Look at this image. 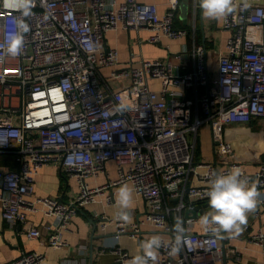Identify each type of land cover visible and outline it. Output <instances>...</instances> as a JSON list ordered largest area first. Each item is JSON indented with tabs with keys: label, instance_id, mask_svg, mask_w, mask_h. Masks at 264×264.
<instances>
[{
	"label": "built area",
	"instance_id": "built-area-1",
	"mask_svg": "<svg viewBox=\"0 0 264 264\" xmlns=\"http://www.w3.org/2000/svg\"><path fill=\"white\" fill-rule=\"evenodd\" d=\"M249 4L244 9L243 0H236L235 11L222 18L229 36L214 78L202 44L192 47L195 65L185 73L177 72L170 59L119 69L117 51L105 50V35L117 29L148 28L152 43L186 34L174 23L178 0H171L163 13L156 3L138 0H31L26 16L24 0H0V45L9 43L16 18L29 26L21 55L13 57L0 47V153L11 154L18 164L17 169L0 168L2 218L21 224L28 238H42V230L27 218L28 212L42 211L55 219L46 226L47 245L64 248L62 231L79 208L128 183L146 202L143 217L128 223L117 215L106 219L102 230L115 223L117 233L132 238L143 225L172 234L159 237L156 264H222V236L206 233L202 226L197 232L191 229L210 208L186 222L183 212L208 203L212 173L233 168L257 185L264 210V162L254 175L246 172L223 134L226 125L264 118V0ZM102 67L110 68L109 78L128 83L119 89L103 86ZM152 79L160 81L159 89L149 86ZM199 87L205 89L198 92ZM189 89L195 91L194 98L183 96ZM121 102L127 109L118 112ZM202 124L211 127L221 167L216 161L195 159ZM107 161L114 162L115 178L106 172ZM51 163L76 180L77 192L70 201L33 197L36 175ZM100 173L106 182L91 186L87 178ZM176 218L186 231L179 252L172 255ZM248 230L247 222L243 232ZM250 240L264 245V230L258 229ZM113 252L120 264L134 257L121 246ZM44 257L28 252L9 264H43Z\"/></svg>",
	"mask_w": 264,
	"mask_h": 264
},
{
	"label": "crops",
	"instance_id": "crops-1",
	"mask_svg": "<svg viewBox=\"0 0 264 264\" xmlns=\"http://www.w3.org/2000/svg\"><path fill=\"white\" fill-rule=\"evenodd\" d=\"M140 2H154L158 5L159 13H163L171 0H138ZM181 0L175 11L174 23L179 30L186 34L169 38L163 37L159 42H149L151 31L148 28L123 30L117 29L105 35V50L115 49L118 53L117 68L138 67L143 60L170 59L177 65V72L185 73L194 68L195 58L192 47L197 44L204 45L208 67L215 78L216 61L223 54L229 32L222 28V18L217 20L207 19L202 15L198 0H189L185 17L179 8ZM110 68L102 67L99 71V80L105 87L119 89L125 86L127 79L109 78ZM152 89H159L161 84L157 79L149 81ZM204 87H199L198 92ZM183 96L195 97V91L187 90ZM194 110V109H193ZM201 116V113H200ZM224 138L232 143L237 162L251 175L258 170L264 162V118H254L245 124L226 125L223 129ZM195 157L197 160L216 161L219 167L223 166L218 161L216 142L212 138L209 124L199 126L195 138ZM1 169H17L18 164L14 157L8 153H0ZM106 172L110 178H115V165L107 161ZM107 180L104 173L95 178H87L91 186L103 184ZM77 192V182L68 177L64 168L57 164L43 166L35 178L33 197H53L65 202L70 201ZM117 191L110 190L97 197V201L87 203L79 208L70 221L68 228L62 231V237L67 247L55 248L46 243L47 225H54L55 219L45 215L42 211L28 212L30 224L39 227L42 238H28L22 225L5 221L0 212V264H9L24 253L38 252L45 255L43 264H116L117 254L113 249L121 246L132 256L142 254L141 245L149 236L170 237L150 225H143L136 238L126 233H117L115 223L107 224L105 230L101 224L106 219H114L120 209L117 204ZM134 201L131 208L132 219L128 223L143 217L146 210L145 200L136 192L133 193ZM171 202H175L174 200ZM204 204V203H203ZM203 204H198L203 207ZM197 206V205H196ZM209 206H206L207 209ZM204 209V207L202 208ZM259 211V215L255 213ZM184 222L197 217H185ZM249 230L239 234H222L225 258L222 264H264V245L256 244L250 240V235L258 229L264 230V210H261L259 201L254 211L247 214ZM175 225V224H174ZM186 228V225H183ZM192 231L201 230V225L195 222ZM123 264H129L126 261Z\"/></svg>",
	"mask_w": 264,
	"mask_h": 264
},
{
	"label": "clouds",
	"instance_id": "clouds-1",
	"mask_svg": "<svg viewBox=\"0 0 264 264\" xmlns=\"http://www.w3.org/2000/svg\"><path fill=\"white\" fill-rule=\"evenodd\" d=\"M10 3V0H6ZM202 15L207 19L217 20L232 14L237 5L236 0H198ZM31 0H24L23 15L29 14ZM250 7L249 0H243V8ZM15 31L10 34L9 43L0 47L5 48L6 53L13 57L22 54L24 49V33L29 31V26L22 17L14 21ZM127 105L121 102L116 110L123 112ZM123 139V137H122ZM134 187L128 183L121 185L117 192V204L120 209L118 218L128 222L132 219L131 208L133 205ZM210 211L203 214L199 223L206 233L215 237L222 234H239L247 223V214L257 207L261 193L257 185L250 183L240 168L230 171L214 172L210 180V186L206 193ZM185 227L180 218H176L174 225L175 240L171 248L172 255L179 252L180 246L185 239ZM162 246L158 236H153L141 245L142 254L135 255L129 264H156L157 251Z\"/></svg>",
	"mask_w": 264,
	"mask_h": 264
},
{
	"label": "water",
	"instance_id": "water-1",
	"mask_svg": "<svg viewBox=\"0 0 264 264\" xmlns=\"http://www.w3.org/2000/svg\"><path fill=\"white\" fill-rule=\"evenodd\" d=\"M188 4H189V0H181V1H180L179 8H180V11H181V15H182L183 17H185L186 14H187ZM104 46H105V45H104ZM206 206H209V204H208V203L203 204V207H204V208H205ZM203 207H202L201 205H197V206H195V208H194L193 210H188V209H186V210L184 211V216H185V217H193V218H195V217H197L198 215H200V214L203 213V210H204V209H202ZM222 238H223V237H222ZM223 244H224V243H223ZM116 264H120V262H118V263H116Z\"/></svg>",
	"mask_w": 264,
	"mask_h": 264
},
{
	"label": "rangeland",
	"instance_id": "rangeland-1",
	"mask_svg": "<svg viewBox=\"0 0 264 264\" xmlns=\"http://www.w3.org/2000/svg\"><path fill=\"white\" fill-rule=\"evenodd\" d=\"M191 139V137H189Z\"/></svg>",
	"mask_w": 264,
	"mask_h": 264
},
{
	"label": "trees",
	"instance_id": "trees-1",
	"mask_svg": "<svg viewBox=\"0 0 264 264\" xmlns=\"http://www.w3.org/2000/svg\"><path fill=\"white\" fill-rule=\"evenodd\" d=\"M195 159H196V157H195ZM197 160V159H196Z\"/></svg>",
	"mask_w": 264,
	"mask_h": 264
}]
</instances>
